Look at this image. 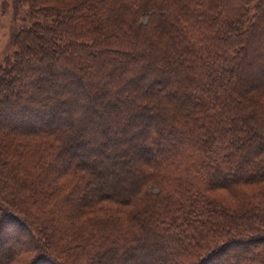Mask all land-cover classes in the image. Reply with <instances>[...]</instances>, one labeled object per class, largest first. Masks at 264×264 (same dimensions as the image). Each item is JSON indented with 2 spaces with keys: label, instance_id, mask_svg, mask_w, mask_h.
Here are the masks:
<instances>
[{
  "label": "trees",
  "instance_id": "obj_1",
  "mask_svg": "<svg viewBox=\"0 0 264 264\" xmlns=\"http://www.w3.org/2000/svg\"><path fill=\"white\" fill-rule=\"evenodd\" d=\"M11 4L0 264H264V0Z\"/></svg>",
  "mask_w": 264,
  "mask_h": 264
},
{
  "label": "rangeland",
  "instance_id": "obj_2",
  "mask_svg": "<svg viewBox=\"0 0 264 264\" xmlns=\"http://www.w3.org/2000/svg\"><path fill=\"white\" fill-rule=\"evenodd\" d=\"M11 2L12 0H0V65L12 52L10 43L12 34L29 24L26 7H22L16 17ZM77 157L83 159L87 164L91 163L90 158L84 153H77ZM241 257H244L243 254Z\"/></svg>",
  "mask_w": 264,
  "mask_h": 264
}]
</instances>
